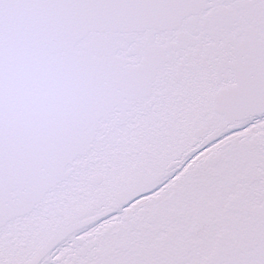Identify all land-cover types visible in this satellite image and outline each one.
<instances>
[{
  "label": "snow or ice",
  "instance_id": "obj_1",
  "mask_svg": "<svg viewBox=\"0 0 264 264\" xmlns=\"http://www.w3.org/2000/svg\"><path fill=\"white\" fill-rule=\"evenodd\" d=\"M0 264H264V0H0Z\"/></svg>",
  "mask_w": 264,
  "mask_h": 264
}]
</instances>
